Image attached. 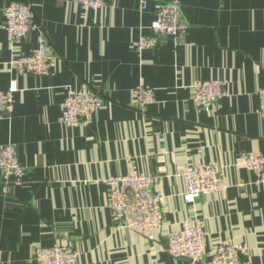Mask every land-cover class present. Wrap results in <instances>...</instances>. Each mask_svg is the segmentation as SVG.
I'll return each instance as SVG.
<instances>
[{"label": "crops", "instance_id": "crops-1", "mask_svg": "<svg viewBox=\"0 0 264 264\" xmlns=\"http://www.w3.org/2000/svg\"><path fill=\"white\" fill-rule=\"evenodd\" d=\"M13 1L0 0V90L13 80L18 87L11 115L0 120V144L15 145L26 173L22 182L0 178V264H37L35 247L58 243L77 250L80 264H192L172 257L165 237L189 215L202 219L208 252L231 238L249 247L243 264H264V181L241 160L242 152L264 155V0H184L181 42L165 38L141 51L133 44L166 0H106L96 10L26 0L48 39L47 75L8 65L38 45L40 32L9 41L4 9ZM202 78L227 81L214 112L194 103L192 85ZM140 83L155 88L145 108L133 103ZM83 86L102 105L91 122L67 126V89ZM130 159L165 194L154 240L115 222L108 205L105 180L126 174ZM186 161L217 162L227 188L184 202Z\"/></svg>", "mask_w": 264, "mask_h": 264}, {"label": "built area", "instance_id": "built-area-1", "mask_svg": "<svg viewBox=\"0 0 264 264\" xmlns=\"http://www.w3.org/2000/svg\"><path fill=\"white\" fill-rule=\"evenodd\" d=\"M86 9H100L106 0H77ZM146 6V0L142 1ZM6 30L9 41L19 43L27 38L31 30L38 29V45L29 52L14 53L8 62L11 70L18 73L47 75L51 72L52 59L49 54L48 39L41 25L35 21L30 2L16 0L4 9ZM189 23L184 15V0H166L158 6L155 18L150 24L151 32L134 42L139 51L159 45L165 38H171L177 46ZM196 106L208 112L218 109L219 100L227 94V81L223 78L198 79L192 85ZM18 89L15 80L7 89L0 90V120L11 115L14 109V93ZM261 113L264 115V86L258 91ZM155 99V88L140 83L133 94L135 106L145 108ZM102 105L101 96L88 86L68 88L62 102L61 122L67 126L89 123ZM242 163L253 170L257 181H264V155L257 151L242 152ZM126 174L107 176L109 185V208L115 222L128 226L144 234L149 240L156 238V230L163 225L162 189L155 188L154 176L137 170L130 159ZM1 181L22 182L26 168L19 161L12 142L0 144ZM181 176L184 190L181 196L186 203H193L199 197L219 194L227 186V179L217 162L186 161L182 165ZM167 251L174 258L185 257L192 264H243L248 245L231 238L218 240L211 252L206 248V229L197 215L185 217L181 226L166 234ZM34 259L37 264H80L79 252L69 244H54L35 247Z\"/></svg>", "mask_w": 264, "mask_h": 264}]
</instances>
